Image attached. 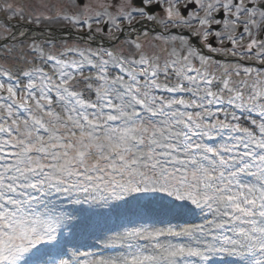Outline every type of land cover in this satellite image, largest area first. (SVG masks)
I'll return each mask as SVG.
<instances>
[{"label":"snow or ice","instance_id":"obj_1","mask_svg":"<svg viewBox=\"0 0 264 264\" xmlns=\"http://www.w3.org/2000/svg\"><path fill=\"white\" fill-rule=\"evenodd\" d=\"M0 13V264H264V0Z\"/></svg>","mask_w":264,"mask_h":264},{"label":"rangeland","instance_id":"obj_2","mask_svg":"<svg viewBox=\"0 0 264 264\" xmlns=\"http://www.w3.org/2000/svg\"><path fill=\"white\" fill-rule=\"evenodd\" d=\"M10 2H13V3L17 4V5L23 6V5H27L28 3H30L31 0H10ZM81 250L82 251H86V250H83V249H81Z\"/></svg>","mask_w":264,"mask_h":264}]
</instances>
